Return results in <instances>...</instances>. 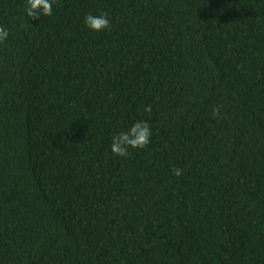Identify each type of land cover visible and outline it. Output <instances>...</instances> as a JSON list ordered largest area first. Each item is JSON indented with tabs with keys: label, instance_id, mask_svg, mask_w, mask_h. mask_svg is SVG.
I'll return each mask as SVG.
<instances>
[{
	"label": "trees",
	"instance_id": "obj_1",
	"mask_svg": "<svg viewBox=\"0 0 264 264\" xmlns=\"http://www.w3.org/2000/svg\"><path fill=\"white\" fill-rule=\"evenodd\" d=\"M25 7L0 0V264H264V0Z\"/></svg>",
	"mask_w": 264,
	"mask_h": 264
},
{
	"label": "clouds",
	"instance_id": "obj_2",
	"mask_svg": "<svg viewBox=\"0 0 264 264\" xmlns=\"http://www.w3.org/2000/svg\"><path fill=\"white\" fill-rule=\"evenodd\" d=\"M55 0H26L25 11L27 17L33 20H39L41 15L51 17L53 15V4ZM85 25L92 31L103 32L111 28V20L107 13L99 15L87 14L84 18ZM9 38V31L0 26V44H4ZM145 112L151 113V106L144 109ZM218 113V109L215 110ZM215 114V113H214ZM152 137L150 125L145 122H136L129 130L120 132L112 138L111 151L120 157H128L129 149H146ZM173 174L177 177L182 175V169L173 168Z\"/></svg>",
	"mask_w": 264,
	"mask_h": 264
}]
</instances>
